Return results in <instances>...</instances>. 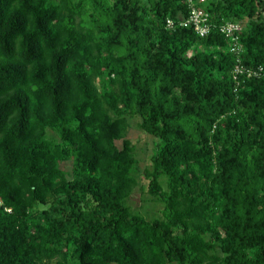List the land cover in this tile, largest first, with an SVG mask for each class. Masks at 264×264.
Wrapping results in <instances>:
<instances>
[{"label":"trees","instance_id":"trees-1","mask_svg":"<svg viewBox=\"0 0 264 264\" xmlns=\"http://www.w3.org/2000/svg\"><path fill=\"white\" fill-rule=\"evenodd\" d=\"M195 6L204 37L182 0H0V264H264V74L218 30L264 70V0Z\"/></svg>","mask_w":264,"mask_h":264},{"label":"rangeland","instance_id":"rangeland-1","mask_svg":"<svg viewBox=\"0 0 264 264\" xmlns=\"http://www.w3.org/2000/svg\"><path fill=\"white\" fill-rule=\"evenodd\" d=\"M126 137L134 145L135 156L137 158V185L131 193L129 205L137 212H140L148 218H153L161 213L162 204L154 200L147 192L146 180L141 172L151 167V156L154 153L157 140L139 127V119L133 118L129 120V127ZM70 169V163L65 165Z\"/></svg>","mask_w":264,"mask_h":264},{"label":"built area","instance_id":"built-area-1","mask_svg":"<svg viewBox=\"0 0 264 264\" xmlns=\"http://www.w3.org/2000/svg\"><path fill=\"white\" fill-rule=\"evenodd\" d=\"M185 2L188 8V12L185 18L180 19L175 22L172 19H166L165 25L169 29H173L175 27H185L191 28L198 36L204 37L209 34L211 30V25L209 22L208 13L199 7L195 6V0H182ZM219 32L222 33L225 37H227L230 42V52H232L236 57V65L233 69V77L235 80L239 76H245L247 78L259 77L264 74L263 67L256 68H244L241 65V54L242 47L239 43V33L242 30V25L238 22H226L219 26Z\"/></svg>","mask_w":264,"mask_h":264}]
</instances>
